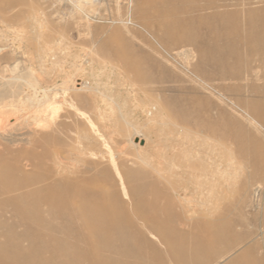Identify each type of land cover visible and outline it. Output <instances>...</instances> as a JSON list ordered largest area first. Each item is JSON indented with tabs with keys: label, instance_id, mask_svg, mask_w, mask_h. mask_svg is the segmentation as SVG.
Masks as SVG:
<instances>
[{
	"label": "rangeland",
	"instance_id": "1",
	"mask_svg": "<svg viewBox=\"0 0 264 264\" xmlns=\"http://www.w3.org/2000/svg\"><path fill=\"white\" fill-rule=\"evenodd\" d=\"M30 8L87 76H130L169 127L133 167L124 121L72 86L47 126L1 128L0 264H264V0H0V45Z\"/></svg>",
	"mask_w": 264,
	"mask_h": 264
},
{
	"label": "bare ground",
	"instance_id": "2",
	"mask_svg": "<svg viewBox=\"0 0 264 264\" xmlns=\"http://www.w3.org/2000/svg\"><path fill=\"white\" fill-rule=\"evenodd\" d=\"M84 12L85 5L79 4L75 19L83 20ZM14 17L18 21L16 26L18 31L13 41L11 45H0V53L4 51L0 59L9 54H13L16 58L13 63L0 64V115L3 116L0 129L7 125L18 128L31 119L47 126L48 120L59 113L63 104L62 100H57L59 94L54 90L61 87L66 92L72 86L79 87L96 96V99L102 96V100L99 98L101 102L98 99L96 102L108 106L115 112V120L109 123L111 128L117 126L119 120L124 121L126 130L120 131L119 138L121 141L126 140L137 146L130 165L136 167L143 160L153 163L157 146L156 141L152 143L151 135L160 134L168 129L169 124L162 120L154 121L156 118L153 115L156 109L154 103L150 101L140 103L145 94L132 83L130 76L116 71L110 64L100 66L98 70L91 72V76H87L80 64L69 60V48L63 49L68 42L66 35L56 33V28L53 31L47 18H43L33 8L26 12L19 10ZM2 21L6 22L4 18ZM0 41H3L1 36ZM68 67H72L73 72L69 77L59 79L60 73H65ZM51 80H53L52 83ZM134 106L139 108L138 111L144 116V121L134 123L132 119H129L128 116L131 115H128V111L136 113ZM71 140L78 145L76 132L71 133ZM137 140L145 141V145H139ZM34 145L48 149L53 144L48 140H34ZM115 146V143L110 140L106 150L109 151ZM30 159L33 162L38 161L35 155H32ZM92 226L91 219L81 223L83 230H89ZM214 251L215 249L211 250L212 253Z\"/></svg>",
	"mask_w": 264,
	"mask_h": 264
}]
</instances>
